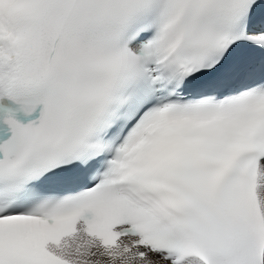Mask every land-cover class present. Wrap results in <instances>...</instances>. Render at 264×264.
<instances>
[{
    "label": "snow or ice",
    "instance_id": "obj_1",
    "mask_svg": "<svg viewBox=\"0 0 264 264\" xmlns=\"http://www.w3.org/2000/svg\"><path fill=\"white\" fill-rule=\"evenodd\" d=\"M0 264H264V0H0Z\"/></svg>",
    "mask_w": 264,
    "mask_h": 264
}]
</instances>
